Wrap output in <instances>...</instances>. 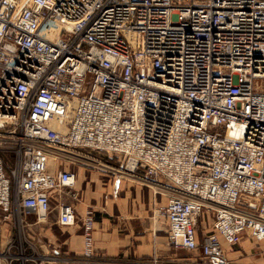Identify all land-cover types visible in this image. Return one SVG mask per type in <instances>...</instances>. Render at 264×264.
Here are the masks:
<instances>
[{"label": "built area", "instance_id": "2783aa9c", "mask_svg": "<svg viewBox=\"0 0 264 264\" xmlns=\"http://www.w3.org/2000/svg\"><path fill=\"white\" fill-rule=\"evenodd\" d=\"M87 150L164 182L169 242L201 264L264 245V0H0V264L65 261L30 241L55 209L94 256L78 173L51 170Z\"/></svg>", "mask_w": 264, "mask_h": 264}, {"label": "crops", "instance_id": "0c3cea01", "mask_svg": "<svg viewBox=\"0 0 264 264\" xmlns=\"http://www.w3.org/2000/svg\"><path fill=\"white\" fill-rule=\"evenodd\" d=\"M72 169L78 173L75 186L80 193L75 202L78 215L82 216L89 208L95 213L94 256L88 259L82 256V223L61 227L57 209L47 222L33 225V231L43 240L48 239L43 245L38 243L40 255L61 257L65 261L60 264H201L195 254L170 244L168 222L157 212L167 199L157 195L149 184L117 175L119 178L108 183L101 180L93 185L90 180L85 183V172ZM101 175L110 177V173ZM59 201L72 202L67 190L53 194V204ZM263 247L244 237L235 247L227 248V255L231 264H264Z\"/></svg>", "mask_w": 264, "mask_h": 264}, {"label": "rangeland", "instance_id": "374dc122", "mask_svg": "<svg viewBox=\"0 0 264 264\" xmlns=\"http://www.w3.org/2000/svg\"><path fill=\"white\" fill-rule=\"evenodd\" d=\"M10 126L11 125H8L5 129V131L11 130V129L13 130V125H12V128H10ZM19 131H20V127L17 128L16 132L18 133ZM4 146L6 147V149H8L4 152V155L13 161L14 160V154L11 151L15 146L11 143L4 144ZM58 152L61 155L60 154L58 155V153H53V157L51 160L52 161L51 162V170L52 171H55L58 168L60 161H63V163H65L64 165L69 164V165H71V168L85 172L86 177H87L85 183L88 182V180H90L91 184H93V185L96 184L98 181H101V180H103L104 183H108L110 180L115 179L117 177V175H124L127 177L126 180H128V181L136 182V183L141 182V183L149 184L150 187L153 189V191H155V193H157V195L164 196V197H166L165 199H167V196L171 194V192L169 190L165 189V185L162 184L164 182H162V183H155V182L154 183H148V182L142 181L141 176L143 173L141 171H137L135 173V175H133V176H135L134 178H132V176L129 174L128 175L121 174L118 170H123L124 166H123L122 162H120L116 156L110 157L108 154L98 153V152L92 151V150H87L86 152L89 153L93 158L98 159L99 162L98 161L97 162H90L89 161L88 163H86L85 161L84 162L75 161L69 157H66V155H68V154L63 152V151H58ZM54 156H56V157H54ZM66 160L68 162H66ZM104 164L106 167L104 166ZM102 173H108V174L110 173V175H109L110 177L107 179V177L101 175ZM92 175H94L93 180L91 178ZM117 178H119V176ZM29 219L31 221V223H30L31 225L28 226V229H29V231H32V234H34L33 238L30 241H33L34 246H36V247L39 246L38 243H40L42 245L44 244V242L47 243L48 239L43 240L44 237H41L39 234L36 233V231L32 230L33 225L35 223H37L36 221H34L35 216L31 215L29 217ZM39 237L42 238V241L39 240ZM45 239H46V237H45ZM17 244L19 245V242ZM15 253L16 254L21 253V248L15 249Z\"/></svg>", "mask_w": 264, "mask_h": 264}]
</instances>
